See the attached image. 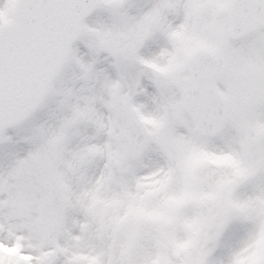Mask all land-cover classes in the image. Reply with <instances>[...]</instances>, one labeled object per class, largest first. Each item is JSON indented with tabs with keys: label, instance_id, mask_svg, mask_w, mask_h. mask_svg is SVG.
<instances>
[{
	"label": "snow or ice",
	"instance_id": "6c2138e0",
	"mask_svg": "<svg viewBox=\"0 0 264 264\" xmlns=\"http://www.w3.org/2000/svg\"><path fill=\"white\" fill-rule=\"evenodd\" d=\"M0 264H264V0H0Z\"/></svg>",
	"mask_w": 264,
	"mask_h": 264
}]
</instances>
